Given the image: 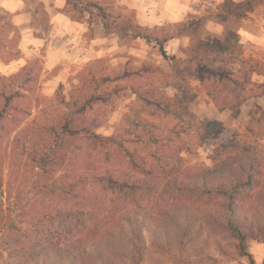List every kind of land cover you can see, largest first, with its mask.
Instances as JSON below:
<instances>
[{
	"label": "trees",
	"instance_id": "1",
	"mask_svg": "<svg viewBox=\"0 0 264 264\" xmlns=\"http://www.w3.org/2000/svg\"><path fill=\"white\" fill-rule=\"evenodd\" d=\"M219 6L220 23L228 17L241 18V10L250 8L248 1L233 0H223ZM206 19L202 16L181 22L176 25L177 35L162 39L139 26L133 27L130 19L119 29L124 36L125 32H131L132 38L156 45L158 54L169 64L172 75L184 83L183 90L190 96L167 97L163 93L155 96L150 89L136 93L144 106L129 108L123 114L119 129L135 141L146 138L153 148L150 162L135 150L123 147V140L116 135L97 133L99 125L86 114L95 103L104 100L103 93L102 96L101 93L67 94L68 98L60 103L69 112L65 118L61 113L58 123L49 125L45 115L40 121L33 119L21 127L22 115L27 113L13 105L18 93L0 91V126L8 118H15L16 126H20L17 134L6 133L12 161H9L10 179L5 190L0 153V203L2 195L12 190L14 181L35 173L33 163L41 167L37 174L46 178L50 170L61 171L59 185L40 187L43 200L38 201V207L46 213L40 215L29 238L32 243L27 259L34 264H112L116 247L123 246L131 254L133 264H141L145 233L152 237L153 244L161 243L160 239L164 238L166 241L162 243L170 244L167 239H176L178 244H183L198 238L205 225L229 234L243 251L254 236L256 221L263 227V232L260 227L258 230L264 243V211L262 216L259 213L260 207L264 209V151L231 140L214 148L211 167L188 170L183 167L171 138L162 136L156 123L144 117L172 116L182 120L178 110L182 101L191 100L186 79L193 69L183 67L174 55H169L164 44L178 35L198 37ZM103 26L105 33H110L106 23ZM236 39L232 31L222 39L198 38L185 51L189 61L198 65L205 94L221 109L229 107L230 96H237L236 106L247 100L243 97L247 86L256 84L251 76L264 78V66H259L257 61L241 59L242 63H251L244 73L242 65L235 66L232 60L238 52L233 53L240 45ZM26 67L12 78L18 77ZM140 71L146 73L152 69L143 66ZM144 87L158 86L153 81ZM148 107L154 111L146 110ZM54 109L58 110L48 104L41 115ZM30 137L35 142L27 147ZM17 154L29 157L30 168L24 162L20 169ZM254 191L258 207L248 201V193ZM256 215L260 217L257 219Z\"/></svg>",
	"mask_w": 264,
	"mask_h": 264
},
{
	"label": "rangeland",
	"instance_id": "2",
	"mask_svg": "<svg viewBox=\"0 0 264 264\" xmlns=\"http://www.w3.org/2000/svg\"><path fill=\"white\" fill-rule=\"evenodd\" d=\"M20 1L23 3L20 11L23 23L15 24L13 15L0 9V91L18 93L13 105L27 113V116L22 115L21 127L33 119L40 121L45 115H48L49 125L58 123L61 113L65 118L69 112L63 110L60 103L61 99L68 98L67 94L101 93L102 96L103 93L104 100L95 103L86 114L99 125L97 133L103 136L116 135V138L123 140V147L135 150L150 162L152 146L146 143V138L135 141L119 129L122 115L129 108L144 106L136 98V93L141 94L150 89H153L155 96L161 93L167 97L190 96L185 94L182 82L165 76L166 72L160 70L168 71V65L161 59L156 45H146L144 41L132 38L131 32H125L124 36L119 29L130 19L133 27L139 26L162 39L177 35V24L206 16L198 37L178 35L164 44L166 52L174 55L183 67L190 66L193 69L187 77L191 100L187 103L182 101L178 110L182 120L172 116L160 119L148 115L144 117L156 123V129L162 136L171 138L172 145L177 146L175 149L182 158L183 167L188 170L211 167L213 162L210 157L214 148L231 140L264 151V79L255 75L250 77L256 84L247 86L243 96L247 100L241 105L236 106L234 99L237 96L233 95L232 98L230 96L232 102L229 107L217 108L200 84L198 65L191 63L185 55V51L198 38L209 41L222 39L228 31H232L236 33V40L240 44L233 53L238 52L237 58L232 60L235 66L242 65V73L247 71L251 63H242L241 59H252L259 66H264V45L245 41L241 36V28L246 24L264 33V0H233L248 1L250 8L241 10V18L228 17L223 23L219 22V4L223 0H67L65 6H57L55 0ZM56 12L79 28L76 31L66 30L68 28L65 26L54 29L51 20L52 16L58 14ZM105 23L110 30L108 34L103 26ZM34 40L39 41V44H32ZM50 52L62 57L60 63L48 70L46 57ZM15 63L21 65L15 70H8ZM26 65L18 77L12 78ZM143 66H150L152 71L143 74L140 71ZM153 81L158 87H144ZM48 104L58 110H49L41 115L47 110ZM152 109L146 108L154 111ZM16 123L15 118H8L0 126L4 190L10 179L9 161H12L6 133L10 131L13 135L17 134L20 126H16ZM32 142L35 140L30 137L27 147H31ZM16 156L20 169L24 162H28L27 167L30 168L27 155ZM32 165L35 173L14 181L10 193L2 195L0 264H34L27 259L26 253L31 248L29 238L41 219L40 215L46 213L38 207V201L43 200L40 187L60 184L61 171L48 169L51 173L46 178L37 174L41 169L39 164L35 162ZM255 193H248V201L253 202L250 205L258 207ZM263 211V207H260L261 216ZM256 216L257 219L260 217ZM259 227L263 232L261 223L256 221L252 230L254 236L247 241L243 251L229 234L207 225L198 238L183 244H178L176 239H167L170 244L162 243L166 241L165 238L160 239L161 243L153 244L152 237L145 233L141 264H264V243ZM116 248L112 264H133L129 258L131 254L125 247Z\"/></svg>",
	"mask_w": 264,
	"mask_h": 264
},
{
	"label": "crops",
	"instance_id": "3",
	"mask_svg": "<svg viewBox=\"0 0 264 264\" xmlns=\"http://www.w3.org/2000/svg\"><path fill=\"white\" fill-rule=\"evenodd\" d=\"M55 3H56L57 6H65L66 3H67V0H55ZM22 7H23V3L20 0H0V9L3 10L5 13L9 14L10 16L13 15L12 19L15 22V24H17V25L20 24V22L23 23V21H22L23 14L20 12L21 9H22ZM56 13H58V12H56ZM51 25H53V28L54 29L61 28V27H64L65 26L64 28H68L66 30H74V31H76L77 30L76 28H79L71 20H69L67 17H65L64 15L59 14V13L56 14V15H54V16H52ZM241 36H242V38L245 41L248 40V41H252V42H256V43H260V44L264 45V33L262 31H260L259 29H254L249 24H246L245 26H243L241 28ZM172 39H174V38H172ZM260 40H263V41H260ZM168 41L169 40H167V42ZM257 41H259V42H257ZM32 44H39V41L34 40V41H32ZM61 57L62 56L60 54H58V53L55 54V53H51L50 52L49 55L46 57V60H47V63H46L47 66H46V68L48 70L54 68L58 63H60V60H61L60 58ZM163 61L166 62L165 60H163ZM20 65H21V63H15L14 65H11V67H9L8 70H15ZM167 65H168V71H165V70H162V69H160V70L163 71V72H166L165 73V76L167 75L168 77L174 78L175 80H177V81L180 82V80H178L176 77H174L172 75L168 63H167ZM191 72H193V71H191ZM146 73H148V72H146ZM146 73L143 72V74H146ZM257 77H259V76H257ZM261 78H263V77H261ZM104 80H105V78L102 79V81H104ZM199 81H200V79H199ZM186 83H187V87H190L189 83L187 82V79H186ZM155 84L158 86L157 83H155ZM182 84H183L182 87H185L184 86V83H182ZM200 84H201V81H200ZM201 86H202V84H201ZM163 87H164V85H163Z\"/></svg>",
	"mask_w": 264,
	"mask_h": 264
}]
</instances>
